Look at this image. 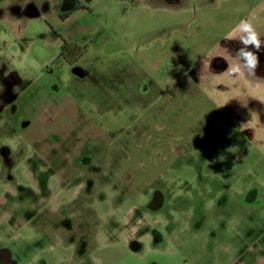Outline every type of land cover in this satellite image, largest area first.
<instances>
[{"label": "rangeland", "instance_id": "obj_1", "mask_svg": "<svg viewBox=\"0 0 264 264\" xmlns=\"http://www.w3.org/2000/svg\"><path fill=\"white\" fill-rule=\"evenodd\" d=\"M78 1L88 9L74 11L75 0L5 3L0 247L15 264H255L250 249L264 254V128L255 113H264V77L254 86L242 83L251 74L231 76V54L225 75L207 65L196 82L190 73L248 1ZM60 38L84 48L75 63L60 55ZM243 91L257 99L247 103ZM252 188L255 198L243 199ZM156 190L163 205L152 210Z\"/></svg>", "mask_w": 264, "mask_h": 264}, {"label": "crops", "instance_id": "obj_2", "mask_svg": "<svg viewBox=\"0 0 264 264\" xmlns=\"http://www.w3.org/2000/svg\"><path fill=\"white\" fill-rule=\"evenodd\" d=\"M11 1H17V0H0V21H1V19L5 18V15H2L3 11H5V7H6L5 3H7V2L9 3ZM63 1H66V0H63ZM247 1H248V3L251 6V10L248 13L240 14L239 21L241 19H251L252 23L254 24V26L256 27L257 31L260 34V38L262 40H264V10H263V12H261V11L260 12H256L257 10H259L261 8L264 9V0H247ZM75 2L78 4V6H82V8L78 9V10L88 9L85 5H82L78 0H75ZM163 2L173 5V4H178L180 2V0H177L174 3H169L166 0L163 1ZM17 7H18V5H15L14 9H16ZM73 10H74V8H73ZM74 11H77V10H74ZM67 16L68 17H66L64 20L68 19L71 16V12H68ZM238 22L235 23L233 26H236L238 24ZM234 28L235 27H233L232 29H234ZM219 44L221 46L218 45L217 48L213 49L214 53L213 54H209L208 56H206V58H205V60H204V62L202 64H200V65L197 64V65H193V66L191 65L192 69H191L190 73L194 77V82H196V80H197V76H198L196 74L197 70L199 71L200 67H202L204 65H207L208 69L212 73H214L216 75H225V72L228 69L229 63H228L227 59L223 55L227 54V56H230V54H231V55L235 56V51L237 49H239L240 47H242V45L238 41V38L235 39V40L234 39H232V40L225 39V40H222ZM249 48H250V50L254 51V49H252L251 46H249ZM258 56H259L260 63H259V67L255 70L254 75L251 74L252 77H250V78L252 79V81L247 79V81L239 80V82L240 81H242V83L253 82V85L255 86L256 82L259 80V77L260 76L264 77V45H262V49L258 53ZM217 59L222 63V66H224V68L222 70L218 71V72L213 71L211 69V66H212L213 62L215 64H217L219 62V61H214V60H217ZM248 75H249V73H248ZM228 78H230V77H228ZM237 78H239V77H237ZM244 79H245V77H244ZM242 97H243V99H247V101H246L247 103H250L251 102L250 100L257 99L256 96L254 97L253 95L251 97L246 96L244 91H243V96ZM243 104H244V101H243ZM255 113H257V115H258V119H259V121L261 123L260 126L262 125V128H264V113H258V112H255ZM258 243L264 244V238L263 239L261 238L258 241ZM254 246H256V245H254ZM250 250H252L250 252H253V261L255 262V264H264V254H258L256 252V250H258L260 252L261 247L256 246L255 249H254V247H252ZM240 252H241V255H240V257L237 256V259H240L241 257H244L243 250L240 251ZM240 262L243 263L244 260H240Z\"/></svg>", "mask_w": 264, "mask_h": 264}, {"label": "clouds", "instance_id": "obj_3", "mask_svg": "<svg viewBox=\"0 0 264 264\" xmlns=\"http://www.w3.org/2000/svg\"><path fill=\"white\" fill-rule=\"evenodd\" d=\"M237 36L242 47L235 51L236 62L229 66L228 72L234 77H243L245 73L254 75L255 70L259 67L258 53L264 45V40L260 38V34L251 19H241L234 30L228 34L227 39H236ZM249 46L254 51L250 50ZM2 92L3 88L0 86V93Z\"/></svg>", "mask_w": 264, "mask_h": 264}, {"label": "flooded vegetation", "instance_id": "obj_4", "mask_svg": "<svg viewBox=\"0 0 264 264\" xmlns=\"http://www.w3.org/2000/svg\"><path fill=\"white\" fill-rule=\"evenodd\" d=\"M66 1H63V2L65 3ZM166 1H168V0H166ZM63 2H61V3H63ZM3 109L4 108H1L0 107V113L3 112ZM17 111L18 110H8L9 115L10 116H12V115L15 116V119H16V115H18V112ZM16 130H18V127L17 126L15 127V131ZM1 156H2V160L1 161L4 164L5 169L12 168V170H13L14 167L11 165L12 164V157H13V155H10V153H8L5 149H2L1 150ZM12 170H10V171L12 172ZM10 171L6 172L5 178H7V179H14V176L12 175V173ZM245 195H247L246 197L249 198V200L252 199V196H253V199H254L255 198V195H256V190L252 188V189L248 190L246 194H243L242 193V198L243 199H244ZM227 198H228L227 195H224L223 196L224 203L227 202ZM233 238H236L237 241H239V238H240V240L242 242L243 241V238H244V235L242 233H240V234H238L237 236H235ZM3 249H5V247H0V264H15V261H13L12 256H11V252L9 254L8 251H5ZM6 249H8V248H6Z\"/></svg>", "mask_w": 264, "mask_h": 264}, {"label": "trees", "instance_id": "obj_5", "mask_svg": "<svg viewBox=\"0 0 264 264\" xmlns=\"http://www.w3.org/2000/svg\"><path fill=\"white\" fill-rule=\"evenodd\" d=\"M177 0H168L169 3H174ZM82 6H78V4H76V6L74 7V10H78L81 9ZM68 15V12L63 14L62 16H60V18L62 20H64ZM61 41L63 42V47H62V51L60 52V55L64 57V59L69 62L70 64L75 63L79 57H81L84 48L79 47V46H73L70 47L69 44L63 39L60 38Z\"/></svg>", "mask_w": 264, "mask_h": 264}, {"label": "water", "instance_id": "obj_6", "mask_svg": "<svg viewBox=\"0 0 264 264\" xmlns=\"http://www.w3.org/2000/svg\"><path fill=\"white\" fill-rule=\"evenodd\" d=\"M214 61H219V60L217 59V60H214ZM223 68H224V66H222V63L220 61L217 64H215L213 62L212 66H211V69L213 71H216V72L222 70ZM163 199H164L163 194L160 191H157V190L154 191L153 194H152V198H151V200H150V202L148 204V207L150 209H152V210H157V209L161 208L162 204H163ZM3 250L8 251L9 254H10V250H8L6 248L3 249Z\"/></svg>", "mask_w": 264, "mask_h": 264}]
</instances>
